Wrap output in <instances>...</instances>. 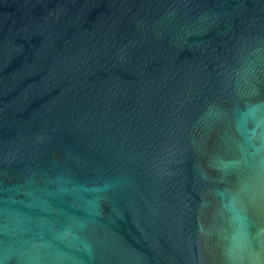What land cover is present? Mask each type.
Masks as SVG:
<instances>
[{
  "label": "water",
  "instance_id": "obj_1",
  "mask_svg": "<svg viewBox=\"0 0 264 264\" xmlns=\"http://www.w3.org/2000/svg\"><path fill=\"white\" fill-rule=\"evenodd\" d=\"M0 264H264V0H0Z\"/></svg>",
  "mask_w": 264,
  "mask_h": 264
}]
</instances>
